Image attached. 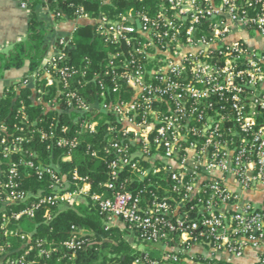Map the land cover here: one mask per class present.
I'll use <instances>...</instances> for the list:
<instances>
[{
	"label": "built area",
	"instance_id": "obj_1",
	"mask_svg": "<svg viewBox=\"0 0 264 264\" xmlns=\"http://www.w3.org/2000/svg\"><path fill=\"white\" fill-rule=\"evenodd\" d=\"M131 2L113 18L91 16L83 6L75 12L73 33L91 25L110 47L104 70L86 81L103 77L94 99L73 87L68 66H59L72 35L57 40L58 53L44 64L50 70L40 68L15 84L31 89L41 115L72 116V124L57 131L56 117L47 127L30 124L29 131L48 149H65L66 162L83 131L95 133L104 122L101 146L110 156L105 187L112 193L90 198L106 217V228L122 224L138 253L131 264H242L250 251V264H264V0ZM18 113L26 119L23 109ZM1 131H7L2 121ZM25 140L21 135L8 142L0 134L7 165L0 160V239L9 240L0 243V264H14L24 247L22 259L30 252L46 259L55 252L75 257L85 245L82 230L59 245L20 234L22 247L12 246L19 233L5 220L33 219L43 208L48 223L52 207L73 208L90 190L76 171L68 179L35 152L33 160L22 161L21 174L11 157L24 152ZM126 170L147 185L128 190V179L120 181ZM31 174L48 176L51 193L36 194L29 203L22 182ZM136 240L156 246L159 257L139 250Z\"/></svg>",
	"mask_w": 264,
	"mask_h": 264
},
{
	"label": "trees",
	"instance_id": "obj_2",
	"mask_svg": "<svg viewBox=\"0 0 264 264\" xmlns=\"http://www.w3.org/2000/svg\"><path fill=\"white\" fill-rule=\"evenodd\" d=\"M21 2L25 4L29 11L27 33L25 38L15 43L8 52H0V80L4 78L7 71L20 69L26 65L29 73L40 68L42 71L44 69L50 70L42 64L48 50L46 40L51 32L47 20L41 17L43 10L52 13L55 22L63 19L74 20L75 12L80 6H83L91 16L106 13L113 18L123 13L132 3L131 0H110V4H103L100 0H21ZM133 6L138 7L137 3H134ZM67 42L68 46L64 49L65 57L59 62V66H68L71 72L73 71L71 77L73 87L80 90L88 100H92L98 91V82L103 77L94 79L90 83H86V81L91 80L95 72L98 73L104 70L103 65L105 60L108 59L110 47L104 43L103 38L98 33H95L94 27L91 25L77 27ZM84 73L87 76L82 77ZM83 79L85 82L83 86L78 85L77 82ZM56 85L54 83L51 87V93L56 92ZM20 109H23L27 116L26 119H23L21 114L18 113ZM41 111V106L33 104L32 91L28 87L11 85L7 87V94L0 101V121L4 123L7 129L5 132L1 131L0 134L4 135L8 142L21 135L26 138V142L22 144L24 152L13 154L11 157L20 164V173L26 174L22 161L33 160L34 157L31 153L35 152L39 160L41 159L43 162L58 168L68 179H71L72 173L76 171L90 185V190L85 195V202L73 208L60 210L52 207L53 216L48 223L45 222L43 217V208L36 211V216L33 219L5 220L9 229L16 230L19 233L17 237H13L10 241H12L13 247H22L20 234H28L33 238L44 239L49 243L59 245V243L69 239L73 232L77 233L82 230L85 234L83 237L85 245L75 257L70 258L69 255L63 256L64 253L55 252L49 259L36 256L37 252H30L22 259L21 257L26 250V247H24L15 253L18 261L14 264H29L32 260L37 261L35 264H131L138 253L125 238V230L118 226L106 228V217L90 198L93 194L110 196L112 193L111 190L105 187V183L109 179L108 164L110 156L103 152L101 146L106 127L104 122H100L95 133L83 131L79 137L80 145L72 151L71 159L64 162L62 158L66 156L67 151L54 146L48 149L47 141L41 140L37 133L29 131L30 124L35 123L38 126L45 125L44 127H47L50 121L56 117L55 129L57 131L61 124L71 125L70 118L72 116L64 111H50L46 115H41ZM74 130L73 128L70 135L73 134ZM2 150L3 146L0 145V160H3L2 164L5 169L7 165ZM93 151H97V157L92 156ZM35 163L37 162L35 161ZM23 177V187L31 194L28 199L29 203L33 202L36 194L48 195L51 193V180L48 176L43 177L41 180L32 174ZM124 179H128L127 187L132 192H136L147 185L146 180H140L131 170L122 171L120 181ZM152 181L157 182L163 188L168 183L158 177H153ZM148 189H153V187H148ZM160 192L162 193V189ZM22 206V204L16 205L17 208ZM1 223H3V220L0 218ZM8 241V239H0V243L5 244ZM146 252L152 259L159 257L156 247ZM58 258H61V260L58 261Z\"/></svg>",
	"mask_w": 264,
	"mask_h": 264
},
{
	"label": "crops",
	"instance_id": "obj_3",
	"mask_svg": "<svg viewBox=\"0 0 264 264\" xmlns=\"http://www.w3.org/2000/svg\"><path fill=\"white\" fill-rule=\"evenodd\" d=\"M43 10L41 17L47 20L49 33L46 43L48 50L43 60V65L58 53L56 42L59 38H69L73 29L77 25L74 20L63 19L55 22L52 13ZM29 21V11L23 6L21 0H0V52H8L12 46L25 38ZM29 73L26 65L20 69H11L5 73L0 80V101L7 94V87L19 83L25 75ZM115 226L122 227L121 223ZM254 252L250 251L248 257L240 260L242 264H250L253 260Z\"/></svg>",
	"mask_w": 264,
	"mask_h": 264
},
{
	"label": "rangeland",
	"instance_id": "obj_4",
	"mask_svg": "<svg viewBox=\"0 0 264 264\" xmlns=\"http://www.w3.org/2000/svg\"><path fill=\"white\" fill-rule=\"evenodd\" d=\"M84 201V200H83ZM125 238L127 239V234L125 233ZM136 245H138L139 247V250H143V251H149L151 250L152 248H155L156 246L154 245H151V244H145L139 240H136L135 242ZM157 248V247H156ZM159 253V252H158Z\"/></svg>",
	"mask_w": 264,
	"mask_h": 264
}]
</instances>
